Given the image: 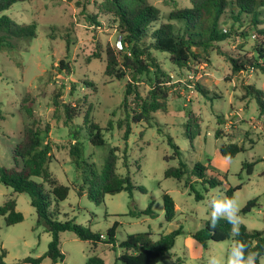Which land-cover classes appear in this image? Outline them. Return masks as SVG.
Wrapping results in <instances>:
<instances>
[{"label":"rangeland","instance_id":"374dc122","mask_svg":"<svg viewBox=\"0 0 264 264\" xmlns=\"http://www.w3.org/2000/svg\"><path fill=\"white\" fill-rule=\"evenodd\" d=\"M76 0H28L15 3L5 15L18 24L36 25V37L32 40H14L13 51H0V166H13V150L22 140L24 126L31 122L23 109V100L33 110V117L44 129L42 133L51 145L54 158L48 169L58 183L68 186L67 198L52 209L59 211L58 219H74L92 231L105 233L115 222V246L99 243L93 246L79 240L73 233L60 234V249L63 262L57 264H85L87 259L97 255L104 264H112L120 255L118 243L128 235L150 233L156 241L162 233L181 228L169 254L158 264H207L210 255L225 253L234 243L231 239L222 242H209L206 248L198 245L192 234L203 227L210 215L209 200L217 192L226 194L228 187L241 185L233 193L239 206L240 225L248 230L264 229V115H260L255 102L245 97L244 86L253 85L264 91V75L259 72H239L232 74L229 63L215 52L210 53L209 61L192 65L188 70L173 66L168 57L158 54L161 68L170 76L171 88L167 98V110L153 114L150 124L132 123L127 140L128 170L123 167V131L115 126L105 131V145L92 146L88 141L87 125L95 122L107 128L108 121L115 123L124 117L121 107L123 92L127 82L104 74L106 45L120 50L119 31L113 17L100 10L99 0L82 1L78 7ZM165 15L173 9L188 6V0H148ZM254 38L244 42L236 39L221 44L223 50L244 44L247 50ZM98 57V58H97ZM62 62V63H61ZM129 76V74H128ZM140 94L147 96L148 81L141 78L138 84ZM197 86L208 92L203 96ZM77 111L73 125L65 126L62 111L54 112L52 100L56 98ZM189 112L197 120L199 127L190 124L193 138L185 135V124L190 121ZM78 130L77 137L72 130ZM219 132V138L216 133ZM169 137L178 147L180 158L174 156ZM236 143L245 151L233 159H225L220 148ZM83 150L85 163L80 176H87L89 167L99 170L108 149L117 147L116 171L119 175L128 171L135 189L132 198L121 191L105 195L103 202L94 203L86 193L78 194L81 180L72 164L71 148ZM256 161V162H255ZM206 166L205 178H216L219 185L209 188L191 177L196 192L203 196L196 200L195 194L185 186V177L179 181L165 178L167 169L177 168L183 163L190 171L195 163ZM255 162L251 173L244 163ZM79 173V174H80ZM82 178V177H81ZM205 187L207 191H204ZM167 193L175 203V217L171 222L164 219L162 196ZM16 202V210L23 220L6 226L0 219V251L6 255L4 264L24 263L26 258L42 257L51 240L43 226L36 225V214L30 205L28 195L14 193L0 183V205L6 199ZM257 199V206L249 213L242 214L246 203ZM155 217L134 218L129 212H139L149 203ZM54 205V206H53ZM105 239L103 234L102 240ZM40 264H52L44 258ZM120 264V263H118ZM122 264V263H121ZM264 264V257L259 259Z\"/></svg>","mask_w":264,"mask_h":264},{"label":"trees","instance_id":"16d2710c","mask_svg":"<svg viewBox=\"0 0 264 264\" xmlns=\"http://www.w3.org/2000/svg\"><path fill=\"white\" fill-rule=\"evenodd\" d=\"M28 0H0V51H13L14 40H32L36 37V25L18 24L4 12L9 10L15 3ZM72 1V0H67ZM82 1L76 0L78 7L83 6ZM100 10L113 17L119 31L120 50L106 45L103 53L105 55L104 74L117 80L127 78L121 107L124 109V117L113 123L108 121L107 128H101L95 122H89L84 117L87 125L88 141L92 146L102 147L105 145L103 130H112L115 126L123 131L122 140L124 149L122 154L123 167L128 170L127 140L131 133V124L146 122L150 124L153 114L167 110V98L171 88L169 74L161 68L158 54L168 57V61L177 68H185L189 71L192 65H197L204 60L209 61V54L215 52L229 63L232 74L239 72H259L264 75V0H188V6L176 8L165 15L151 5L148 0H99ZM254 38L253 45L247 50L244 44H238L230 50H223L222 43L231 42L237 38L243 42ZM98 58V57H97ZM62 63V62H61ZM129 74V76H128ZM148 81L149 91L147 96H142L138 89L141 78ZM245 97L251 98L260 115H264V91L253 85L244 86ZM197 91L203 96L206 92L200 86ZM29 99L23 100V109L31 122L23 129L22 140L15 145L13 150V166L5 168L0 166V183L10 188L14 193L26 194L30 205L36 214V225L43 226L50 234L51 240L47 251L42 257L33 259L26 258L24 263L40 264L46 258L52 264L63 262L64 254L60 249V234L64 232L73 233L79 240L89 242L93 246L99 243H107L115 246V234L118 223H114L105 233L92 231L89 226H82L74 219H58L59 211L55 208L59 202L64 201L69 193V187L58 183L48 169V163L54 158L51 153V145L46 141L42 133L50 130L48 124L44 129L39 128L40 123L33 117L31 106L27 105ZM54 112L62 111L65 126L73 125L77 117V111L70 105L63 104L58 95L52 100ZM191 117V118H190ZM3 117L0 115V119ZM188 121L185 124V135L192 139L190 124L199 127L197 120L189 112ZM72 133L78 136V130ZM219 132L216 138H219ZM169 144L174 149V156L180 158V151L169 137ZM245 151L243 145L229 143L220 148V154L225 159H233L238 153ZM118 148L108 149L101 168L97 171L89 167L87 176L81 175L84 169L83 150L73 146L69 152L72 164L75 166L78 178L84 189L78 188V194L86 193L87 198L97 204L103 202L105 195H113L121 191L132 193L137 188L131 177L126 174L119 175L116 171ZM256 162V161H255ZM244 163L248 173H251L253 164ZM206 166L195 163L192 169L183 164L177 168L167 169L165 178H174L179 181L185 179V186L195 194L196 200H202L203 196L196 192L191 177L199 180L198 183L214 188L219 185L216 178H205ZM80 173V174H79ZM82 177V178H81ZM241 188V185L228 187L227 197L232 198L233 193ZM204 191H207L205 187ZM164 219L171 222L175 217V203L172 198L164 193L162 196ZM52 204L55 208L52 209ZM152 202L139 212H129L132 217L140 216L155 217L152 210ZM53 205V206H54ZM257 206V199H252L242 208L241 213L247 214ZM0 219L6 226L22 222L23 216L16 210V202L8 198L0 205ZM232 225L221 220L215 228L205 221L203 227L192 234L194 241L206 248L209 242H222L231 239L244 241L249 246V251L259 252V259L264 257V229L248 230L240 225V235L233 237ZM182 233L178 228L169 233H162L156 241L150 238V233H136L128 235L118 243L121 250L119 256L114 259L113 264H158V262L169 254L176 237ZM103 234L105 239L102 240ZM6 255L4 250L0 251V264H4ZM85 264H104V260L93 255Z\"/></svg>","mask_w":264,"mask_h":264},{"label":"clouds","instance_id":"9594fccd","mask_svg":"<svg viewBox=\"0 0 264 264\" xmlns=\"http://www.w3.org/2000/svg\"><path fill=\"white\" fill-rule=\"evenodd\" d=\"M210 215L208 225L212 228L224 220L232 225V236L240 235V217L237 201L226 194L217 192L209 200ZM260 253L249 251V246L244 241L236 240L225 253L210 255L207 264H257Z\"/></svg>","mask_w":264,"mask_h":264},{"label":"crops","instance_id":"0c3cea01","mask_svg":"<svg viewBox=\"0 0 264 264\" xmlns=\"http://www.w3.org/2000/svg\"><path fill=\"white\" fill-rule=\"evenodd\" d=\"M62 252V251H61ZM114 262V261H113ZM55 264H57V263H55ZM113 264V263H112Z\"/></svg>","mask_w":264,"mask_h":264},{"label":"built area","instance_id":"2783aa9c","mask_svg":"<svg viewBox=\"0 0 264 264\" xmlns=\"http://www.w3.org/2000/svg\"><path fill=\"white\" fill-rule=\"evenodd\" d=\"M103 238V236H101Z\"/></svg>","mask_w":264,"mask_h":264}]
</instances>
